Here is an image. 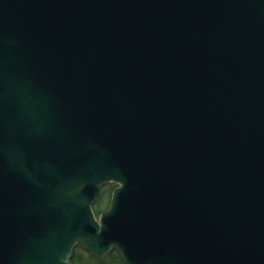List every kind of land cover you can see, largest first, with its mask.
I'll list each match as a JSON object with an SVG mask.
<instances>
[{
  "label": "water",
  "instance_id": "water-1",
  "mask_svg": "<svg viewBox=\"0 0 264 264\" xmlns=\"http://www.w3.org/2000/svg\"><path fill=\"white\" fill-rule=\"evenodd\" d=\"M76 246L264 264V0H0V264Z\"/></svg>",
  "mask_w": 264,
  "mask_h": 264
},
{
  "label": "rangeland",
  "instance_id": "rangeland-1",
  "mask_svg": "<svg viewBox=\"0 0 264 264\" xmlns=\"http://www.w3.org/2000/svg\"><path fill=\"white\" fill-rule=\"evenodd\" d=\"M113 188H115V186H112L111 189L109 188V191H112ZM106 191H104V193ZM95 205H93L92 209L96 216L97 215L100 216V213H102V211H100V208H98V206L95 207ZM116 254L117 252L112 251L106 257L102 259H98L86 253L81 247L77 246L76 248H74L73 257H72L73 259L71 260V264H123L121 260L115 258Z\"/></svg>",
  "mask_w": 264,
  "mask_h": 264
},
{
  "label": "flooded vegetation",
  "instance_id": "flooded-vegetation-1",
  "mask_svg": "<svg viewBox=\"0 0 264 264\" xmlns=\"http://www.w3.org/2000/svg\"><path fill=\"white\" fill-rule=\"evenodd\" d=\"M109 188L111 189L112 186H106V187H104L102 189V191L99 194L98 199H97V201L95 203L96 204L95 207L98 206V208H100L101 211H102V213H100V214H103L104 212H106L108 210V208L110 207V202H111L112 194H113V192H114V190H115L116 187L113 188L112 191H109ZM103 190L104 191L108 190V191H106L107 193L106 192L104 193ZM115 258L121 260V262L123 264H125L124 261H123V259H122V257H121V255L119 253L116 254Z\"/></svg>",
  "mask_w": 264,
  "mask_h": 264
},
{
  "label": "trees",
  "instance_id": "trees-1",
  "mask_svg": "<svg viewBox=\"0 0 264 264\" xmlns=\"http://www.w3.org/2000/svg\"><path fill=\"white\" fill-rule=\"evenodd\" d=\"M100 211H101V209H100Z\"/></svg>",
  "mask_w": 264,
  "mask_h": 264
}]
</instances>
